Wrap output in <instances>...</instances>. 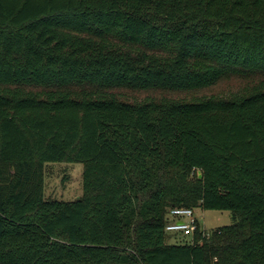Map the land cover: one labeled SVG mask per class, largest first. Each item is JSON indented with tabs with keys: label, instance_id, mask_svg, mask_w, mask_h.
I'll return each instance as SVG.
<instances>
[{
	"label": "trees",
	"instance_id": "1",
	"mask_svg": "<svg viewBox=\"0 0 264 264\" xmlns=\"http://www.w3.org/2000/svg\"><path fill=\"white\" fill-rule=\"evenodd\" d=\"M176 207L233 223L168 243ZM0 264H264V0H0Z\"/></svg>",
	"mask_w": 264,
	"mask_h": 264
},
{
	"label": "rangeland",
	"instance_id": "2",
	"mask_svg": "<svg viewBox=\"0 0 264 264\" xmlns=\"http://www.w3.org/2000/svg\"><path fill=\"white\" fill-rule=\"evenodd\" d=\"M244 81L237 78H230L219 82L217 85L210 88H205L201 91L176 94L175 97H184L193 95L210 96V95H229L238 90L239 84ZM127 97H141L150 93H136V91L124 90ZM83 170L84 165L81 162H46L44 169V192L46 198L57 200L71 201L83 195ZM197 173V171H195ZM196 216L201 221L203 230L210 232L216 228L233 223V215L228 210L202 209L195 210ZM168 243L182 244L191 242L192 237L186 236L183 238L175 237L171 232H166Z\"/></svg>",
	"mask_w": 264,
	"mask_h": 264
},
{
	"label": "built area",
	"instance_id": "3",
	"mask_svg": "<svg viewBox=\"0 0 264 264\" xmlns=\"http://www.w3.org/2000/svg\"><path fill=\"white\" fill-rule=\"evenodd\" d=\"M202 220L196 216L195 210L192 208H171L169 211V221L166 224L165 231L174 233L173 235L178 237H194Z\"/></svg>",
	"mask_w": 264,
	"mask_h": 264
},
{
	"label": "water",
	"instance_id": "4",
	"mask_svg": "<svg viewBox=\"0 0 264 264\" xmlns=\"http://www.w3.org/2000/svg\"><path fill=\"white\" fill-rule=\"evenodd\" d=\"M201 176H202V174L200 173V174H199V177H201ZM76 200H79V197H78V198H76Z\"/></svg>",
	"mask_w": 264,
	"mask_h": 264
}]
</instances>
